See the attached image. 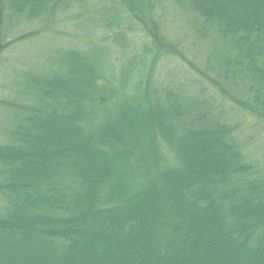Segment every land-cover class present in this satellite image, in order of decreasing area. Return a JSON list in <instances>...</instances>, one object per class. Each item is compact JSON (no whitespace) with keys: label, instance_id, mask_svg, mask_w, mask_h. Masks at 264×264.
I'll list each match as a JSON object with an SVG mask.
<instances>
[{"label":"trees","instance_id":"16d2710c","mask_svg":"<svg viewBox=\"0 0 264 264\" xmlns=\"http://www.w3.org/2000/svg\"><path fill=\"white\" fill-rule=\"evenodd\" d=\"M94 1L0 0V60ZM101 1L88 49L0 99V264H264V166L235 122L264 124V0ZM168 2L212 43L202 63L166 36ZM130 32L148 42L127 58Z\"/></svg>","mask_w":264,"mask_h":264},{"label":"rangeland","instance_id":"374dc122","mask_svg":"<svg viewBox=\"0 0 264 264\" xmlns=\"http://www.w3.org/2000/svg\"><path fill=\"white\" fill-rule=\"evenodd\" d=\"M104 4L105 3L101 0H95L93 3L91 2L89 6L84 8L83 11L76 10L71 13L63 14L58 19L59 24L54 26L52 28L53 30H41L40 35H36L29 39V41L18 43L15 47L7 50L0 60V99L7 101L15 100L17 96L16 84L23 81L21 77L24 73L31 70H51L52 67H50L49 62H51L50 53H52L53 50L63 48L88 49L90 46L88 39H85V37L90 35L93 31L90 24H85L87 23L85 20L95 18L97 16H95V12L99 11ZM165 6L167 7V10L163 19V28L166 36L172 40L176 39L178 43H181L183 48L189 51L187 54L189 60L196 62L194 60L196 59L200 60V63H202L203 59L212 51V43L210 41L201 43L200 39H197L196 36L195 38V34H192L190 30L192 29L193 31L191 25L192 22L186 18L184 20V18L180 16L179 11H177L171 3L166 4ZM162 11L164 13L163 9ZM28 29L37 30L40 29V27L29 26ZM28 29L26 28L24 31H13L9 39L20 36ZM85 29L88 30L89 33L85 32ZM129 38L131 40V45L127 51V58L140 52L141 44L148 42L142 34L137 32H130ZM94 39H103L107 45L109 44L108 41H110L109 39H105L104 36H100V38L94 37ZM111 53L114 63L115 61H118L117 63L123 61L120 53H115V51H112ZM125 61L126 60L124 59V62ZM188 68V65L186 66L182 62L164 60L156 73L157 76L161 75L165 78L173 72L179 74L180 71H186ZM207 92L211 94L213 89H210V91L208 90ZM235 122L239 126L238 137L245 148V153L248 154L250 158L262 162L264 166V124L259 122L258 119L256 120L249 116L236 118ZM13 126L15 125L12 117L10 118V114L0 107L1 142L8 143L10 141V132ZM6 205L7 203L4 196L0 194V215L4 214Z\"/></svg>","mask_w":264,"mask_h":264}]
</instances>
